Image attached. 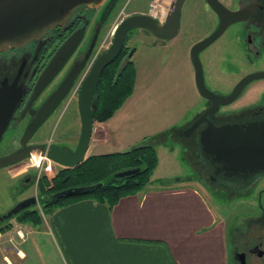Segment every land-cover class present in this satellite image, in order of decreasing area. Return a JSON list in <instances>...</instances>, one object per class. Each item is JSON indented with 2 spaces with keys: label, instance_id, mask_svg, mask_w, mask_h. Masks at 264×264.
<instances>
[{
  "label": "flooded vegetation",
  "instance_id": "flooded-vegetation-1",
  "mask_svg": "<svg viewBox=\"0 0 264 264\" xmlns=\"http://www.w3.org/2000/svg\"><path fill=\"white\" fill-rule=\"evenodd\" d=\"M146 1H150V8L146 12L127 11L133 2L136 7H141L142 2ZM171 1L162 5L159 0H105L98 9L81 6L64 24L49 30L44 36L20 47L0 51V159L25 150L22 154L28 153L30 157L17 164L19 166L28 163L24 169V175L19 180L22 194L24 195L33 185L37 186V196L34 194L22 197L19 203L35 197L37 204L29 209L40 204L38 185L42 170H40L41 161L38 160L43 159L52 162L54 166H59L46 155L37 154L40 150L48 153L52 145H57L45 140L43 134L64 105L76 107L81 122L79 98L82 86L97 58L111 46L121 22L132 15L144 14L154 17L161 25H164ZM218 1L229 11H241L242 14L237 22L230 24L218 38L199 52V58L203 68L205 89L217 96L228 98L244 79L264 74V0ZM186 13L191 20L193 18L201 20L198 24L210 26L206 34L191 40L188 47L191 60L193 48L214 34L222 21L221 16L210 7L207 0L184 1L180 28L173 38H160L141 29L129 32L122 52L113 63L124 56L120 68L125 69L132 64L137 70L133 58L139 46L147 42V48L153 53L163 52L169 58L174 56L177 47L180 48L188 42L190 37H194L192 30L189 29L194 25L182 30ZM113 23L116 25L110 33ZM140 32L148 33L149 39L145 41ZM108 33L111 36L109 46L99 49L101 41ZM76 34L80 37L76 48L58 70L52 71L51 65L62 46ZM204 54L207 55L205 62L207 67L221 69L223 80L220 90L209 89L207 85L202 61ZM165 58L163 56L162 61ZM63 87H66V90L61 100L51 110L44 112L47 102ZM201 98L204 103L195 118L183 129L177 130V137L182 140L198 137V133L205 130L209 124L221 127L228 124L244 125L264 122V76L247 82L237 98L229 104L217 105L210 99L202 96ZM94 99L95 95L93 101ZM201 118L203 121L196 126L193 134L186 136V130ZM30 127L34 128V131L31 136L26 137L25 133ZM77 144L58 146L69 151L75 150ZM17 165L3 169L10 170ZM61 169L65 168L61 167ZM210 169L212 172L210 181L217 187H226L233 201H237L241 209L246 210V214L240 217L241 220L230 224L229 262L231 264H264V173L247 179L244 177L226 179L223 175H215V169L211 165ZM37 170H40L39 174L36 173ZM13 220L14 217L1 225L8 226Z\"/></svg>",
  "mask_w": 264,
  "mask_h": 264
},
{
  "label": "crops",
  "instance_id": "crops-1",
  "mask_svg": "<svg viewBox=\"0 0 264 264\" xmlns=\"http://www.w3.org/2000/svg\"><path fill=\"white\" fill-rule=\"evenodd\" d=\"M111 136L105 123L94 124L89 149ZM51 215L39 227L0 228V264H229L225 222L198 187L179 180L152 184L112 209L85 199Z\"/></svg>",
  "mask_w": 264,
  "mask_h": 264
},
{
  "label": "rangeland",
  "instance_id": "rangeland-1",
  "mask_svg": "<svg viewBox=\"0 0 264 264\" xmlns=\"http://www.w3.org/2000/svg\"><path fill=\"white\" fill-rule=\"evenodd\" d=\"M169 1L159 0L162 5ZM149 8L150 1L142 2L141 7H136L133 2L127 11L146 12ZM200 21L197 18L191 20L186 13L182 22V30L188 29L187 26L194 25L189 28L194 37H190L188 42L180 48L177 47L174 56L170 58L163 52L153 53L147 48L148 42L139 46V50L133 58L137 67L134 91L121 108L104 122L112 132L111 141L108 144L89 149L87 157L126 152L135 146L151 144L150 141L163 135L166 131H174L170 139L162 140L155 145L158 166L152 176L154 184L158 185L159 181L160 183L163 181L175 182L195 176L194 173H196L201 182L195 177L196 179L188 184L198 187L208 198L218 217L225 222L229 239L230 224L245 215L246 210L241 209L237 201H233L230 193L226 191V187H217L210 181L212 172L209 167L201 164L195 156L196 159L193 158L192 153L186 152L185 147L192 139L182 140L176 134L177 130L183 129L195 118L204 103L196 89L195 72L188 52L191 40L206 34L210 29V26L198 24ZM116 23H113L110 33ZM140 35L144 37L145 41L149 39L146 32H140ZM110 41L111 36L108 33L101 41L99 49L108 47ZM163 56L166 57L164 62L162 61ZM206 56L205 54L202 56V61L207 85L209 89L220 90L223 80L221 69L207 67L205 65ZM80 132L81 122L76 107L64 105L51 126L44 132L43 138L57 145L70 144L73 146L78 143ZM38 161H41V176L52 179L56 172L61 170V167L54 166L55 164L52 162L43 159ZM26 166L28 163L17 165L10 172L8 169L0 170V215L14 208L22 197L34 194L37 196L36 184L23 195L19 180L12 177L13 173L21 172L22 174L25 172ZM40 170H37L36 173L39 174ZM33 209L41 211L42 207L39 204ZM51 217L52 215L43 217L44 223L46 221L49 224ZM14 221L16 222V220ZM16 233L14 232L13 236ZM37 236L42 240L48 238L45 234ZM46 249L47 246H43L44 252ZM229 264L231 263L229 262Z\"/></svg>",
  "mask_w": 264,
  "mask_h": 264
},
{
  "label": "water",
  "instance_id": "water-1",
  "mask_svg": "<svg viewBox=\"0 0 264 264\" xmlns=\"http://www.w3.org/2000/svg\"><path fill=\"white\" fill-rule=\"evenodd\" d=\"M184 1H171L164 25H161L154 17L144 14L132 15L121 22L111 46L97 58L82 86L79 98L82 126L76 149L65 151L58 145H52L50 152L46 153V151L40 150L37 153L38 155H46L48 159L65 169H73L88 159L87 154L95 124L96 104L93 98L104 70L118 58L123 50L128 33L133 30L141 29L151 32L160 38H173L180 28ZM104 2L105 0H0V51L20 47L44 36L49 30L64 24L81 6H86L89 9H98ZM207 2L221 16L222 21L214 34L193 48L191 60L199 94L212 100L214 104L226 105L237 98L247 82L254 78H260L264 74L247 77L237 85L228 98L217 96L205 89L199 52L218 38L230 24L237 22L242 14L241 11H229L218 0H207ZM79 40L78 34L67 40L51 65L52 71L55 72L62 66L67 57L76 48ZM65 90L66 87L59 90L47 102L43 111L51 110L61 100ZM202 121L203 118L187 129L186 136L192 135L196 126ZM33 131L34 128H28L25 133L26 137L31 136ZM197 136L201 155L214 167L215 175H223L226 179L232 177H244L247 179L253 175L264 173V122L244 125L228 124L221 127L209 124ZM24 151L20 150L1 158L0 169L15 166L29 158L30 155L28 153L22 154ZM139 171L140 169H133L120 172L116 175V178H125L137 174ZM90 188L92 187L64 191L54 197H62ZM36 204L35 197L21 201L5 215L0 216V226Z\"/></svg>",
  "mask_w": 264,
  "mask_h": 264
},
{
  "label": "trees",
  "instance_id": "trees-1",
  "mask_svg": "<svg viewBox=\"0 0 264 264\" xmlns=\"http://www.w3.org/2000/svg\"><path fill=\"white\" fill-rule=\"evenodd\" d=\"M123 58L124 56H121L116 63L111 64L102 76L94 99L96 104L95 123H104L109 120L134 91L137 70L132 64L121 69ZM173 132L166 131L163 135L150 141L151 144L135 146L126 152L90 156L83 164L73 169H61L53 179L42 176L38 185L41 211L25 210L14 217V220L19 224H31L34 227H39L44 223L43 217L85 199L112 209L122 198L140 194L155 183L152 180L158 166L155 145L162 140L170 139ZM191 139L188 146L185 147L186 152L192 153L193 158H198L201 164L210 168L209 163L201 155L198 137ZM133 169H140V171L125 178H116L118 173ZM194 175L179 181L188 183L195 180V177L200 181V177L196 173ZM172 182L163 181L160 183L159 181L158 185L167 187ZM87 187L92 188L62 197H54L60 192ZM10 227L8 225L1 229L6 230Z\"/></svg>",
  "mask_w": 264,
  "mask_h": 264
},
{
  "label": "built area",
  "instance_id": "built-area-1",
  "mask_svg": "<svg viewBox=\"0 0 264 264\" xmlns=\"http://www.w3.org/2000/svg\"><path fill=\"white\" fill-rule=\"evenodd\" d=\"M102 48H103V46H102ZM17 235L20 237V238H24V233L22 232V231H17ZM3 237V234H2V232H0V238H2Z\"/></svg>",
  "mask_w": 264,
  "mask_h": 264
}]
</instances>
